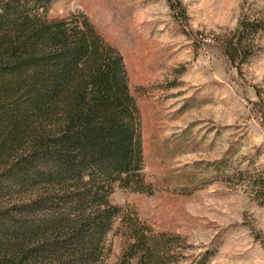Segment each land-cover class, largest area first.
Here are the masks:
<instances>
[{
  "label": "trees",
  "instance_id": "1",
  "mask_svg": "<svg viewBox=\"0 0 264 264\" xmlns=\"http://www.w3.org/2000/svg\"><path fill=\"white\" fill-rule=\"evenodd\" d=\"M53 1L0 0V264H103L110 235L113 264H177L179 237L110 201L115 188L149 193L123 57L84 14L49 18ZM262 30L240 21L228 62Z\"/></svg>",
  "mask_w": 264,
  "mask_h": 264
},
{
  "label": "rangeland",
  "instance_id": "2",
  "mask_svg": "<svg viewBox=\"0 0 264 264\" xmlns=\"http://www.w3.org/2000/svg\"><path fill=\"white\" fill-rule=\"evenodd\" d=\"M178 1L185 19L167 0H54L47 16L84 14L123 57L149 193L112 204L179 237L177 264H264V30L242 62L221 49L240 21L264 25V0Z\"/></svg>",
  "mask_w": 264,
  "mask_h": 264
}]
</instances>
